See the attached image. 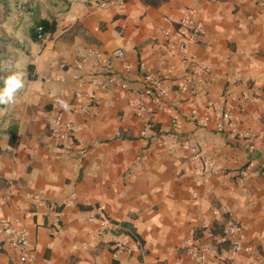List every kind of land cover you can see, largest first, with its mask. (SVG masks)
I'll use <instances>...</instances> for the list:
<instances>
[{
    "label": "crops",
    "instance_id": "1",
    "mask_svg": "<svg viewBox=\"0 0 264 264\" xmlns=\"http://www.w3.org/2000/svg\"><path fill=\"white\" fill-rule=\"evenodd\" d=\"M6 6L12 10L4 14L0 6L2 48L11 75L26 73V87L20 103L0 104V221L11 225L0 241L25 230L31 264H219L217 256L225 259L220 264H264V0L156 6L9 0ZM191 8L203 35L190 54L209 75L163 36L169 31L176 40V23ZM40 20L56 28L38 41L31 28ZM93 48L124 51L128 88L94 89L88 111H75L62 94L72 86L75 61ZM110 62L121 71L119 60L110 56ZM142 67L168 89L165 104L178 114L177 129L142 96ZM186 76L201 80L196 95L178 90ZM140 100L149 111L137 117ZM209 103L234 115L235 133L216 129L219 113ZM59 113L74 125L65 144L50 136ZM245 131L253 135L252 150ZM228 221L243 227L247 250L220 242ZM197 239L211 247L202 263L189 253ZM18 257L0 246V264H20Z\"/></svg>",
    "mask_w": 264,
    "mask_h": 264
},
{
    "label": "built area",
    "instance_id": "2",
    "mask_svg": "<svg viewBox=\"0 0 264 264\" xmlns=\"http://www.w3.org/2000/svg\"><path fill=\"white\" fill-rule=\"evenodd\" d=\"M106 4L101 3V7ZM38 41L44 39L42 35V27H37ZM177 39L171 40V34L169 31L163 33L164 39L169 48L174 49L178 53H181L190 61V64H194L195 67L203 73L202 75H209L210 70L195 62V57L190 54V46L197 42L203 35V28L198 19V14L194 9H188L185 15H183L176 23ZM110 56L121 62V71L116 72L113 70L110 62ZM124 51L122 49H116L111 55L100 51L97 48L89 49L83 57L75 61L76 72L71 77L72 86L69 91L63 93V99L70 97L73 104V110L79 112H87L90 108L93 90L94 89H119L125 90L128 88L129 79L128 75L131 70V66L123 61ZM90 60L93 61L91 64ZM65 66L62 65V68ZM172 72L175 71L174 67H170ZM141 80L140 85L142 89V96L146 97L152 103L158 106L160 112L167 113L170 118L171 127L177 129L179 126V118L175 109L166 107L165 100L168 98V89L164 86L160 77L146 72L144 68H141ZM201 80L197 77L192 79L189 76L184 77L177 83L179 91L188 92L190 95H196L199 92V85ZM208 106L216 111L219 115L217 117L216 129L218 131H230L236 132L237 122L234 115L222 108L214 107L212 103ZM149 108L147 104L140 100L136 106V116L141 117L147 113ZM201 121L207 122L208 117H201ZM74 133V125L71 121L63 118L62 114H57L50 127V136L57 144L67 143ZM243 138L248 139L247 147L252 150L253 144L251 143L253 135L249 131H245L242 135ZM186 150H189L193 156L198 154V149L184 145ZM209 167H213L212 163H209ZM9 220L0 221V233H3L10 228ZM243 233V227L233 221L228 223L223 228L220 234V242H229L231 249L236 252L247 250L241 243V236ZM7 246L10 249L16 250L19 253L20 264H31L33 262L32 248L29 243L27 233L25 230H17L8 235L5 240L0 241V246ZM211 250V247L205 245L202 241L196 240L194 244L189 248L190 255L196 259V261L202 263L204 260V252ZM218 263L225 261L224 257H216Z\"/></svg>",
    "mask_w": 264,
    "mask_h": 264
},
{
    "label": "clouds",
    "instance_id": "3",
    "mask_svg": "<svg viewBox=\"0 0 264 264\" xmlns=\"http://www.w3.org/2000/svg\"><path fill=\"white\" fill-rule=\"evenodd\" d=\"M26 87V73L20 71L8 76L4 80V87L0 89V104L16 105L20 103L18 93L23 91ZM63 107L67 109L68 105L61 102Z\"/></svg>",
    "mask_w": 264,
    "mask_h": 264
},
{
    "label": "rangeland",
    "instance_id": "4",
    "mask_svg": "<svg viewBox=\"0 0 264 264\" xmlns=\"http://www.w3.org/2000/svg\"><path fill=\"white\" fill-rule=\"evenodd\" d=\"M9 0H0V6H3L4 8V14H7L8 10L11 11V8H8V6H6L8 4ZM18 2L21 0H17ZM15 3V2H14ZM25 2H21L20 6H24ZM16 6H18L16 4ZM16 6H13V9H20L22 11H25L24 8H17ZM1 9V8H0ZM27 9V8H26ZM3 28V27H2ZM1 26H0V85L4 84L3 81L6 77L10 76L12 73V67L13 64L7 61V56L6 54L3 52V45H6L7 41L5 40V38L3 37V30H2Z\"/></svg>",
    "mask_w": 264,
    "mask_h": 264
},
{
    "label": "trees",
    "instance_id": "5",
    "mask_svg": "<svg viewBox=\"0 0 264 264\" xmlns=\"http://www.w3.org/2000/svg\"><path fill=\"white\" fill-rule=\"evenodd\" d=\"M145 3L147 4H151V5H160L168 0H143ZM37 27H42V35L44 36L45 34L47 33H53L55 31V28H56V24L54 21H47V20H40V21H37L35 23V25L32 26L31 28V32H32V38L34 40H37V36H38V33H37ZM13 137H15V134H12L11 136V143L13 144ZM223 229L220 231V233H222ZM216 233V232H214ZM213 233V234H214Z\"/></svg>",
    "mask_w": 264,
    "mask_h": 264
}]
</instances>
